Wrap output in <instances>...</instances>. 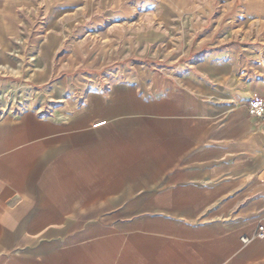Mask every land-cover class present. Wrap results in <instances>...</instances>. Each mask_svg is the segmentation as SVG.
<instances>
[{"label":"crops","instance_id":"1","mask_svg":"<svg viewBox=\"0 0 264 264\" xmlns=\"http://www.w3.org/2000/svg\"><path fill=\"white\" fill-rule=\"evenodd\" d=\"M223 46L66 62L0 113V264H264V239L240 241L264 219V118L247 111L264 60Z\"/></svg>","mask_w":264,"mask_h":264},{"label":"rangeland","instance_id":"2","mask_svg":"<svg viewBox=\"0 0 264 264\" xmlns=\"http://www.w3.org/2000/svg\"><path fill=\"white\" fill-rule=\"evenodd\" d=\"M263 30L264 16L246 15L241 0H0V75L25 87L0 92V113L36 100L34 82L66 62L157 66L221 44L227 56L258 50L264 60Z\"/></svg>","mask_w":264,"mask_h":264},{"label":"built area","instance_id":"3","mask_svg":"<svg viewBox=\"0 0 264 264\" xmlns=\"http://www.w3.org/2000/svg\"><path fill=\"white\" fill-rule=\"evenodd\" d=\"M247 111L251 116L264 118V99L254 95L247 100ZM253 239H264V219L259 221L251 234H244L240 237L243 244L249 243Z\"/></svg>","mask_w":264,"mask_h":264}]
</instances>
